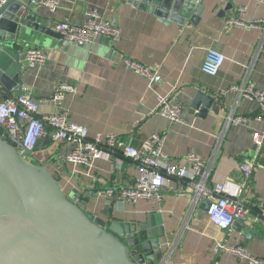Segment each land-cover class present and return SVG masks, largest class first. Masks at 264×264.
<instances>
[{"label":"crops","instance_id":"1","mask_svg":"<svg viewBox=\"0 0 264 264\" xmlns=\"http://www.w3.org/2000/svg\"><path fill=\"white\" fill-rule=\"evenodd\" d=\"M227 2H232V6L222 10ZM204 5L197 24L189 21L181 26L175 22L165 24L126 0H62L55 11L47 8L51 29L54 23L65 20L83 24L86 12L97 8L121 28V39L114 42L101 35L87 46L64 44L53 29L52 34L38 39H20L19 53L40 47L47 52L48 60L42 67L22 63L17 70L8 61V53H4L0 57V74L6 79L1 81L0 100L17 95L18 89L31 91L41 100L43 111H68L70 120L86 126L91 137L116 133L138 148L152 134H164L165 150L179 165L186 164L185 156L191 151L210 158L221 136L210 185L231 180L244 186L242 163L249 160L256 164L241 195L250 210L242 221L251 228V236L238 228H231L226 236L222 228L210 221L202 200L192 204L185 191L187 185L179 178H173L165 187L162 202L141 199L134 204L116 202L109 207L113 219L148 224L150 230L162 233L164 250L176 245L167 264H246L232 254L217 251V246L223 241L242 244L264 258V145L254 149L253 144V132L264 129V114L259 118L260 110L253 100L224 91L233 84L243 85L246 80L264 89V25L227 28L225 20L240 5L246 6L247 18H264V0H204ZM26 31L30 33V29ZM209 47L225 55L221 70L214 76L202 70ZM126 57L159 66L162 81L151 86L145 76L125 66ZM61 83L75 84L78 91L67 94L58 106L50 98ZM199 89L217 97L206 114L191 108ZM159 94L175 95L183 107V122L155 112ZM230 114L249 116L250 120L230 123ZM48 130L49 135L39 141L34 156L47 163L66 193L78 189L82 200L84 194L92 191L87 209L104 216L106 196L97 197L95 188L131 184L138 174L135 162L121 158L116 165L113 157L98 158L91 168L98 179L95 182L86 174V166L66 161L70 147L54 140L53 129Z\"/></svg>","mask_w":264,"mask_h":264},{"label":"built area","instance_id":"2","mask_svg":"<svg viewBox=\"0 0 264 264\" xmlns=\"http://www.w3.org/2000/svg\"><path fill=\"white\" fill-rule=\"evenodd\" d=\"M61 1L44 0L43 4L51 11H55ZM4 2L5 0H0V6ZM225 25L227 28L261 27L264 25V18H247L246 6L240 5L236 6L235 13L225 20ZM52 29L61 35L64 44L78 46L91 45L101 35L109 37L114 42L122 37L121 28L113 21L106 19L97 8L86 12V20L83 24L65 20L54 23ZM20 54L24 55L28 65L33 67H42L48 60L47 52L40 47H29ZM224 62L225 55L218 49L209 47L206 50L202 70L209 75H217ZM124 63L128 69L145 76L151 86L162 81L159 66H149L130 57H126ZM77 91L75 84L61 83L55 87L50 100L59 106L67 94H75ZM228 91L256 102L260 110L259 118L263 117L264 89L246 80L243 85L233 84L224 92ZM0 96H2L1 81ZM157 99L156 113L174 122L184 121L183 107L176 101L174 94H159ZM228 119L230 123L236 124L249 121L250 117L230 114ZM49 127L53 129L51 137L54 140L70 147L65 154L66 161L74 165L86 166V174L95 182L98 179L91 172V168L96 159L113 157L116 165L120 163L121 158H129L135 162L138 174L131 184L109 186L105 189L95 188L94 193L97 197L102 194L106 196L108 206L116 202L134 204L141 199L162 202L165 187L173 178H179L181 183H186L185 191L190 195L192 204H197L203 199L211 201L208 210L209 219L220 228H227L237 220H244L250 211L245 206L241 195L256 167L254 161L245 160L242 163L241 168L246 181L244 186L231 180L210 185L221 136L210 158L205 159L191 151L185 156L186 164L179 165L172 162V156L165 150L166 135L164 134H152L138 148L116 133H98L91 137L86 126L70 120L68 111L62 109L43 111L41 100L36 99L31 91H21L15 96L0 100L1 134L15 144L19 151L28 149L34 152L39 141L49 135ZM253 144L257 149L264 145V129L253 132ZM175 248L176 245L172 244L168 249H163V256L158 264H167ZM217 251L232 254L246 264H264V258L254 255L242 244L219 242Z\"/></svg>","mask_w":264,"mask_h":264},{"label":"water","instance_id":"3","mask_svg":"<svg viewBox=\"0 0 264 264\" xmlns=\"http://www.w3.org/2000/svg\"><path fill=\"white\" fill-rule=\"evenodd\" d=\"M43 1L5 0L0 6V57L8 53L13 69L19 70L22 63L28 65L18 51L20 39L53 33ZM126 2L154 14L165 24L175 22L181 26L189 21L197 24L205 7L204 0ZM231 6L229 2L221 9ZM26 29H30L29 34ZM5 79L0 74V81ZM216 102L215 95L199 89L191 108L206 114ZM57 158L65 163L60 156ZM80 196L78 189L66 193L45 161L28 149L19 151L0 133V264L159 263L163 256L162 233L150 230L148 224L113 219L109 206L103 211L105 217L99 216L87 209L92 191L82 200ZM201 205L208 211L211 201L203 199ZM231 228L252 235L243 221L222 228L226 236Z\"/></svg>","mask_w":264,"mask_h":264},{"label":"trees","instance_id":"4","mask_svg":"<svg viewBox=\"0 0 264 264\" xmlns=\"http://www.w3.org/2000/svg\"><path fill=\"white\" fill-rule=\"evenodd\" d=\"M2 132V129L0 128V133Z\"/></svg>","mask_w":264,"mask_h":264},{"label":"rangeland","instance_id":"5","mask_svg":"<svg viewBox=\"0 0 264 264\" xmlns=\"http://www.w3.org/2000/svg\"><path fill=\"white\" fill-rule=\"evenodd\" d=\"M30 160L34 161L33 159H30Z\"/></svg>","mask_w":264,"mask_h":264}]
</instances>
